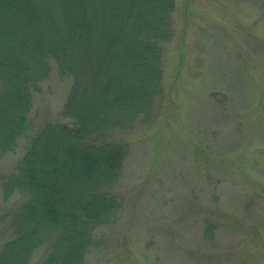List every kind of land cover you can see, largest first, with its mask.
Here are the masks:
<instances>
[{"label":"rangeland","instance_id":"374dc122","mask_svg":"<svg viewBox=\"0 0 264 264\" xmlns=\"http://www.w3.org/2000/svg\"><path fill=\"white\" fill-rule=\"evenodd\" d=\"M171 21L164 97L124 136L122 207L83 264H264V0H177ZM51 65L26 133L0 157V250L26 200L7 199L5 179L37 131L64 121L72 80Z\"/></svg>","mask_w":264,"mask_h":264},{"label":"trees","instance_id":"16d2710c","mask_svg":"<svg viewBox=\"0 0 264 264\" xmlns=\"http://www.w3.org/2000/svg\"><path fill=\"white\" fill-rule=\"evenodd\" d=\"M177 0H0V157L29 127L33 93L55 62L72 87L63 122L32 138L5 197L26 200L0 264H83L95 232L121 209L115 193L130 152L125 134L164 97L163 44Z\"/></svg>","mask_w":264,"mask_h":264}]
</instances>
